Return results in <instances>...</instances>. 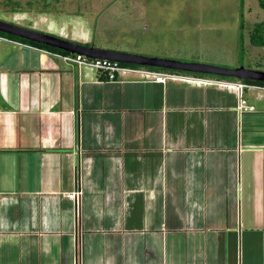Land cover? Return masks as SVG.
<instances>
[{"label": "crops", "instance_id": "crops-1", "mask_svg": "<svg viewBox=\"0 0 264 264\" xmlns=\"http://www.w3.org/2000/svg\"><path fill=\"white\" fill-rule=\"evenodd\" d=\"M202 80L0 37V264H264V87Z\"/></svg>", "mask_w": 264, "mask_h": 264}, {"label": "rangeland", "instance_id": "rangeland-1", "mask_svg": "<svg viewBox=\"0 0 264 264\" xmlns=\"http://www.w3.org/2000/svg\"><path fill=\"white\" fill-rule=\"evenodd\" d=\"M262 1L0 0V20L101 49L264 71V48L250 43Z\"/></svg>", "mask_w": 264, "mask_h": 264}, {"label": "water", "instance_id": "water-1", "mask_svg": "<svg viewBox=\"0 0 264 264\" xmlns=\"http://www.w3.org/2000/svg\"><path fill=\"white\" fill-rule=\"evenodd\" d=\"M0 33L24 39L33 43L42 44L64 51L71 55L87 57L89 59L110 60L119 62L123 65L135 67L162 69L182 73L235 79L238 81L249 80L264 83V71L249 70L244 67L230 69L200 63H187L170 59L147 57L112 50L98 49L93 46L89 47L81 43L72 42L51 34L24 28L22 26L1 20Z\"/></svg>", "mask_w": 264, "mask_h": 264}, {"label": "built area", "instance_id": "built-area-1", "mask_svg": "<svg viewBox=\"0 0 264 264\" xmlns=\"http://www.w3.org/2000/svg\"><path fill=\"white\" fill-rule=\"evenodd\" d=\"M64 60V62L77 66V67H88L92 70H95L101 74H104L108 81L115 82L117 81L118 76L121 73L125 72H138L143 74L146 78H151L155 82L160 84H165L167 81H185V82H193L197 81L199 83H207L211 84V81H206L202 79H193L187 76H181V74H176L172 72L166 71H153L144 67H132L130 65H123L119 62H114L110 60H101V59H89L87 57L78 56V55H60L55 54ZM219 85H223L228 88H235L239 92V105L238 112L240 115L245 114L246 112H252L254 107L250 106L248 102L243 98V92L246 88L250 87V85L244 82L238 83H229V82H215ZM82 192L80 189L76 192H72L68 194V198L72 200L80 199Z\"/></svg>", "mask_w": 264, "mask_h": 264}, {"label": "trees", "instance_id": "trees-1", "mask_svg": "<svg viewBox=\"0 0 264 264\" xmlns=\"http://www.w3.org/2000/svg\"><path fill=\"white\" fill-rule=\"evenodd\" d=\"M243 2H244V0H243ZM261 6L264 9V1L261 2ZM0 37H4L7 39L16 41V42H20V43H23L26 45H30L32 47L39 48V49H43V50L50 52V53H53V54L70 55L69 53H66L64 51L54 49V48H51V47H48V46H45L42 44L33 43V42H30V41H27L24 39L16 38V37H13V36H10L7 34L0 33ZM250 43L254 47L264 48V21L255 24L253 30L250 32ZM86 46H91V45L86 44ZM132 67H135V66H132ZM148 69L153 70V71H166V72H172V73H177V74L182 73V72L168 71V70H162V69H153V68H148ZM184 74H187L188 76L191 75V76L196 77V78H202V79L213 78V76H206V75H197V74H190V73H184ZM219 80L222 81V80H229V79L219 77ZM236 81H238V80H236ZM243 82L248 84V85H252V86L264 87V83H262V82H255V81H249V80H246Z\"/></svg>", "mask_w": 264, "mask_h": 264}]
</instances>
